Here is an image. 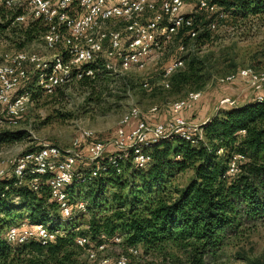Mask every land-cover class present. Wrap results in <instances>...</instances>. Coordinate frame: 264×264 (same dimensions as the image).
<instances>
[{
	"label": "trees",
	"instance_id": "obj_1",
	"mask_svg": "<svg viewBox=\"0 0 264 264\" xmlns=\"http://www.w3.org/2000/svg\"><path fill=\"white\" fill-rule=\"evenodd\" d=\"M217 5L233 19L264 14V0H217ZM204 14L208 13L194 17L198 29L195 45L209 38L213 19L206 20ZM9 15L15 14L0 6V16ZM8 25L9 20L0 26ZM21 29L25 41L38 39L45 32L40 21ZM183 42H188L186 37ZM104 76L106 72H97L95 78L76 83L92 88L104 81ZM209 78L206 61L188 54L184 67L170 76L169 92H186L185 97L191 91H201ZM27 91L33 100L43 93L30 86L19 93ZM202 123V139L193 143L170 136L151 144L147 149L151 161L145 168L128 159L120 164L117 174L103 160L95 177L91 176L93 164L80 173L75 171L66 188L72 206L67 218L50 199L48 176L38 177L36 191L27 185L34 177L26 176L21 184L14 177L1 178L0 264H75L71 259L73 252L81 249L76 244L80 238L88 239L95 248L120 246L125 253L136 248L139 255L141 251L151 255L175 249L188 254L189 264H207V259L240 237L245 228L264 222V101L251 99L236 107L220 108ZM23 139L22 132H0V148ZM188 171L190 179L179 186L177 179ZM78 204H83L84 211L77 210ZM85 217L88 220L83 224ZM23 222L44 226L54 240L45 245L33 240L11 247L6 232ZM81 226L83 232L78 231ZM116 238L121 241L118 245Z\"/></svg>",
	"mask_w": 264,
	"mask_h": 264
},
{
	"label": "built area",
	"instance_id": "obj_2",
	"mask_svg": "<svg viewBox=\"0 0 264 264\" xmlns=\"http://www.w3.org/2000/svg\"><path fill=\"white\" fill-rule=\"evenodd\" d=\"M0 6L14 12L15 15L6 17L11 25L26 27L40 21L45 27L40 39L52 51L50 55L27 50L2 55L0 125L7 123L13 127L32 104L28 91L19 93L21 83L30 74L35 76L36 87L51 95L70 82L93 79L97 72L122 75L163 58V85L169 87L170 76L184 67L189 43L198 34L194 27L195 15L201 12L213 15L209 23L211 30L216 29L217 20L227 17L217 0H0ZM184 37L187 43L183 42ZM215 83L239 84L250 92L251 99L264 101V71L244 67L216 77ZM201 97L202 91H191L171 102L172 121L168 124L148 125L140 120V111L131 108L109 139L98 140L92 132L82 130L74 135L66 149L39 145L0 168V179L14 177L21 184L26 176H31L34 179L27 185L36 191L38 177L48 176L50 199L56 203L61 216L70 217L72 206L66 188L78 165L93 164L91 176L95 177L102 167L101 161L106 160L119 174L120 164L128 159L136 167L145 168L151 161L147 149L161 139L178 136L191 143L202 139L200 126L204 123L193 126L182 117V112L191 110ZM238 105L241 104L236 99L225 97L216 111ZM155 112L156 109L150 110L152 114ZM76 208L84 211L83 204ZM5 238L7 244L17 247L33 240L45 245L54 240V235L42 225L23 222L9 228ZM120 242L115 239L116 245ZM76 244L96 264H128L131 258L139 256L138 249L130 248L116 257L98 258L107 246L92 247L86 238L78 239Z\"/></svg>",
	"mask_w": 264,
	"mask_h": 264
},
{
	"label": "rangeland",
	"instance_id": "obj_3",
	"mask_svg": "<svg viewBox=\"0 0 264 264\" xmlns=\"http://www.w3.org/2000/svg\"><path fill=\"white\" fill-rule=\"evenodd\" d=\"M204 15L206 20L214 18L211 14ZM226 16V20H217L216 29L209 31V38L205 42L200 41L197 45L189 43L190 51L186 56L195 54L204 59L210 68V78L201 90L200 101L191 110L184 111V118L193 126L214 114L225 97L236 99L238 104L251 100L250 92L244 87L239 84L219 86L215 83L216 77L244 67L264 71V14H249L233 19L228 12ZM7 20L0 16V25H5ZM21 28L23 26L11 24L6 28L0 26V63L4 53L17 50L39 55L52 54L40 38L23 40L21 31L24 29ZM164 64L163 58L151 60L145 66L132 68L122 75L107 74L101 77L104 81L95 83L92 88L73 81L51 95L41 93L34 100L31 99V106L16 127L7 123L0 125V132L24 133L22 141L0 148V168L39 145L49 144L66 149L74 135L82 130L92 132L98 140L109 139L131 108H137L140 120L148 125L168 124L172 121L171 102L183 98L186 92L175 95L169 92V87H164ZM35 83L34 74H30L28 80L21 83V89L30 86L35 90ZM144 83L148 85L145 87ZM152 109H156L153 114L150 113ZM88 168V164L78 165L76 173ZM190 177L191 172H185L177 179V184L184 186ZM87 220L88 217H85L81 221L85 224ZM245 229L240 237L231 239L215 257L207 259V264H264V222ZM78 231L83 232L84 226ZM121 254H125L122 247L109 245L98 258ZM71 260L75 264H96L83 249H76ZM188 261L187 253L167 248L163 253L151 255L141 251L130 264H189Z\"/></svg>",
	"mask_w": 264,
	"mask_h": 264
},
{
	"label": "crops",
	"instance_id": "obj_4",
	"mask_svg": "<svg viewBox=\"0 0 264 264\" xmlns=\"http://www.w3.org/2000/svg\"><path fill=\"white\" fill-rule=\"evenodd\" d=\"M204 120H205V119H204ZM204 120H203V121H204ZM203 121H202V122H203ZM202 122H201V123H202ZM201 123H199V124H201Z\"/></svg>",
	"mask_w": 264,
	"mask_h": 264
}]
</instances>
